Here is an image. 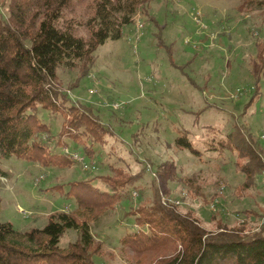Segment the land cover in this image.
I'll list each match as a JSON object with an SVG mask.
<instances>
[{
    "label": "rangeland",
    "instance_id": "374dc122",
    "mask_svg": "<svg viewBox=\"0 0 264 264\" xmlns=\"http://www.w3.org/2000/svg\"><path fill=\"white\" fill-rule=\"evenodd\" d=\"M92 1L71 0L62 22L87 9ZM10 3L0 0V14L6 19ZM153 16L159 25L150 19ZM138 18L143 22L139 31L135 23ZM133 21L123 26L120 38L107 39L98 46L88 76L78 81L81 71L77 67L61 66L51 84L56 92L92 107L108 129L106 142L93 143L94 155L86 156L96 169H85L65 153L69 148L84 155L66 134L60 135L62 113L42 107L38 109L39 121L49 131L35 139L41 137L44 145L64 152L73 162L52 160L46 154L35 159L5 157L0 163L5 171L0 175V220L23 231L44 227L57 211L74 212L91 225L97 264H163L179 253L183 246L173 235L160 233L161 239L154 245L140 247L122 240L142 228L132 225L126 213L142 202L151 203L156 186L163 204L180 205L183 211L193 209L200 225L208 230L216 229L220 221L228 227H239L244 216L237 211L242 213L243 209L256 211L252 215L255 224L263 222L258 217L264 204L259 180L258 188L236 195L235 188L243 176L232 165L235 155L222 156L208 150L205 139L208 125L226 132L243 124L264 149V75L261 93L255 95L248 63L257 53L256 40H264V5H249L245 0H153L136 13ZM75 32L89 35L86 26L80 24ZM178 128L190 131L202 151L201 158L172 143ZM58 142L68 145L57 147ZM112 165L129 167L137 174L127 187L128 198L102 211L93 204L97 210L92 213L76 195L67 194L71 184L81 180L106 189L100 175L110 173ZM189 177L188 181L199 183L209 194L207 203L200 198H181L184 180ZM221 178L228 182L215 184ZM220 189L223 194L213 209L210 199ZM219 204L225 207L224 214L213 217ZM78 240V232L70 228L60 245L67 247Z\"/></svg>",
    "mask_w": 264,
    "mask_h": 264
},
{
    "label": "trees",
    "instance_id": "16d2710c",
    "mask_svg": "<svg viewBox=\"0 0 264 264\" xmlns=\"http://www.w3.org/2000/svg\"><path fill=\"white\" fill-rule=\"evenodd\" d=\"M44 1L11 0L9 18L0 14V163L5 157L35 159L46 154L52 160L73 162L74 159L66 158L64 152L44 145L41 137L35 139L41 132L49 131L47 125L39 121V107L55 114L62 113L60 135L66 134L82 149L85 157L94 155L92 144L105 143L108 129L92 107L74 102L66 93L56 92L51 84L61 66L77 67L81 71L78 81L88 76L98 46L107 39L120 38L123 26L134 22L136 13L153 0H93L87 9L72 14L63 22L71 0ZM245 1L249 5H264V0ZM150 19L159 25L154 16ZM79 24L86 26L89 35L75 32V26ZM255 43L257 53L248 63L255 80V95H258L264 75V40L258 38ZM206 128L208 150L222 156L235 155L232 165L236 173L243 176V181L235 188L236 195L258 188V180L264 188V149L251 131H245L243 124L226 132L212 125ZM172 143L201 158L202 151L193 142L188 129L178 128ZM67 145V142H58L56 146ZM110 170V173L100 175L106 189L100 190L90 181L81 180L74 181L67 194L76 195L79 203L92 213L97 210L93 204H98L102 211L105 206L128 198L127 187L137 174L123 166L112 165ZM0 175H5L1 165ZM188 180L190 177L184 180L186 187L181 198H200L207 203L209 194L199 183ZM219 180L215 184L227 181ZM222 194L220 189L210 200H219ZM179 208L180 205L163 204L161 191L156 186L151 203L142 202L126 213L131 216L132 225L142 228L122 240L140 247L154 245L161 239L160 233L177 236L183 247L163 264H264V204L261 205L263 211L258 214L259 219L263 218L261 225L260 220L255 224L252 219L256 211L243 209L242 213L237 211L244 216L239 227H228L220 221L221 224L211 230L200 225L193 209L183 211ZM224 209L220 205L213 217L224 214ZM247 226L254 227L246 229ZM70 228L78 232L79 240L62 247L60 239ZM95 242L88 219H79L74 212L57 211L50 215L44 227L23 231L9 221L0 220V264H97L92 251Z\"/></svg>",
    "mask_w": 264,
    "mask_h": 264
},
{
    "label": "built area",
    "instance_id": "2783aa9c",
    "mask_svg": "<svg viewBox=\"0 0 264 264\" xmlns=\"http://www.w3.org/2000/svg\"><path fill=\"white\" fill-rule=\"evenodd\" d=\"M135 23H136L137 31H139V29L143 27V22H141V20H139V18H138V19L136 20ZM65 153H66L69 157H71L72 159H74L75 161L80 162V163L83 165V167H84L85 169H91V168H95V167H96L93 163L89 162V161L86 159V157H85L84 155H82V154H81L80 152H78V151H72V150H70L69 148H66V149H65ZM263 180H264V172H263ZM217 201H218V200L215 199V201L212 202L211 206H212L213 209H215V207H216V202H217ZM176 202H177V203H180V200H177Z\"/></svg>",
    "mask_w": 264,
    "mask_h": 264
}]
</instances>
